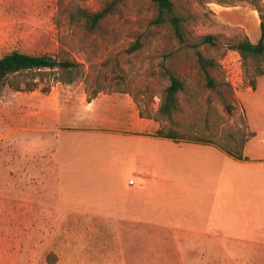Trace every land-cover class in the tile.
<instances>
[{
  "label": "rangeland",
  "instance_id": "1",
  "mask_svg": "<svg viewBox=\"0 0 264 264\" xmlns=\"http://www.w3.org/2000/svg\"><path fill=\"white\" fill-rule=\"evenodd\" d=\"M171 1L182 42L151 0H0V57L75 64L0 84V264H264V74L231 48L264 0Z\"/></svg>",
  "mask_w": 264,
  "mask_h": 264
},
{
  "label": "trees",
  "instance_id": "2",
  "mask_svg": "<svg viewBox=\"0 0 264 264\" xmlns=\"http://www.w3.org/2000/svg\"><path fill=\"white\" fill-rule=\"evenodd\" d=\"M157 7L158 16L154 20L155 24L163 25L169 23L173 29V32L179 42L183 41V29H182V18L176 14L174 5L171 0H151ZM260 17V37L256 43H252L247 37L238 40L231 45L232 50L236 51L243 64L251 62L256 77L264 74V17L261 11L258 9ZM107 13L106 10L89 13L85 10H79L73 17L76 19H83L89 28L94 30L99 21ZM206 41L211 42L212 37L208 36L205 38ZM139 43H134L132 48L134 50L139 48ZM75 64L69 61H57L50 56H32L24 54L18 51H11L0 57V84L3 83L9 76L21 74L30 71H41V70H54L58 68L70 69ZM166 75L169 80V84L163 90L159 113L171 117V114L177 108L178 94L183 90V82L176 76L166 71ZM254 84L252 83V87ZM158 137L177 140L175 131L159 130L157 133Z\"/></svg>",
  "mask_w": 264,
  "mask_h": 264
},
{
  "label": "crops",
  "instance_id": "3",
  "mask_svg": "<svg viewBox=\"0 0 264 264\" xmlns=\"http://www.w3.org/2000/svg\"><path fill=\"white\" fill-rule=\"evenodd\" d=\"M103 98H105V99H107V100H110L111 101V103H114L115 102V100L113 99V98H111V97H107V96H105V97H103ZM101 99V97H96V98H94V99H91L89 102H87L86 103V105H87V107H86V110H84L85 112H87L88 114H91V115H94V114H96L95 112H93L92 111V109H93V107H94V105L99 101ZM121 101V100H120ZM119 101V102H120ZM119 102H117V103H119ZM56 112L58 111V108L56 107ZM127 111H129L128 112V117H132L131 119H129V121L128 122H133L134 124H136L138 127H139V129H140V131H142V132H138V133H143V131H144V127H143V122H144V119L143 118H139V117H137L136 118V116H132V115H130V109L129 108H127L126 109ZM127 114V113H126ZM98 115V114H97ZM99 116V115H98ZM84 117H86V116H84ZM88 118H91V116H87L86 117V119L85 120H87ZM127 132H129V131H127ZM130 133V132H129ZM152 138H154V137H152ZM155 139H159V138H155ZM160 140H165V141H169V140H167V139H160ZM57 160V159H56ZM114 221H117V222H120V223H123V225H128V224H133V225H135V226H151V227H153V224L152 223H143V221L142 220H136V219H132L131 218V211H128V212H126V213H124L123 214V218H119V219H116V220H114ZM127 223V224H126ZM112 226V225H111Z\"/></svg>",
  "mask_w": 264,
  "mask_h": 264
}]
</instances>
